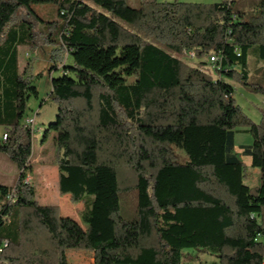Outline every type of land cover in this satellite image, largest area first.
<instances>
[{"label": "trees", "instance_id": "16d2710c", "mask_svg": "<svg viewBox=\"0 0 264 264\" xmlns=\"http://www.w3.org/2000/svg\"><path fill=\"white\" fill-rule=\"evenodd\" d=\"M32 3H52L62 17L48 67L62 70L50 78L55 116L42 141L51 134L59 194L89 205L84 227L39 203L25 179L32 133L24 119L38 91L18 70L17 47L33 36L18 15L37 18ZM232 3L0 0V152L19 170L13 184L0 183V264H69L68 250L91 251L93 264H185L200 253L211 264H264V112L252 122L225 80H246L250 49L264 57V0L252 14ZM239 127L252 138L240 152L258 172L254 185L235 148ZM173 147L183 157L166 160ZM120 167L136 176L133 220L119 213ZM218 191L249 224L247 235Z\"/></svg>", "mask_w": 264, "mask_h": 264}, {"label": "rangeland", "instance_id": "374dc122", "mask_svg": "<svg viewBox=\"0 0 264 264\" xmlns=\"http://www.w3.org/2000/svg\"><path fill=\"white\" fill-rule=\"evenodd\" d=\"M158 1H180V2H200L212 3L219 0H158ZM259 0H233L232 7L234 11H242L246 14H252L254 7ZM126 4L131 7L138 6L139 0H125ZM31 12L21 9L18 15V20L29 21L32 27V38H29V45H23L19 50V59L21 60L20 69H26V75L32 80L36 86L38 95L31 97L28 100L27 115L35 117V132L32 134V152L28 160V164L32 168L30 175L26 176V181L30 182L35 189V197L41 204H58L61 215L65 214L64 203L58 199H70L67 194L60 195L57 189V167L55 164V147L48 135L47 138L41 141L43 132L47 128L49 122L54 120L55 105L48 98L51 89L50 75L48 74L49 55L52 48L58 46L59 32L62 24V17L58 14L57 8L52 3H32L30 4ZM50 39L52 42H50ZM24 57V58H22ZM190 64H197L195 60L183 56ZM67 64L70 63V58L66 57ZM246 69L248 76L246 80L247 85L236 78L225 77L234 88L233 98L234 103L239 107L241 112L246 115L252 122H259L264 112V93L251 89V84H258L264 86V57L258 58L253 50H249L245 57ZM208 71L213 73L210 67H205ZM238 69V68H237ZM62 70L58 67L52 71L51 76H58ZM215 74V73H214ZM25 117V118H26ZM5 132L0 126V137ZM51 135V134H50ZM252 138L250 133L244 131L241 127L236 128L234 132V143L236 148L241 151V146L250 144ZM41 144L43 146H41ZM41 146V147H40ZM241 153V152H240ZM183 157L182 152L173 147V153L166 155V160L176 161ZM240 157L247 165L246 172L248 178L245 183L248 185L257 184L258 172L253 173L250 166V157L241 153ZM19 170L14 162H12L6 154L0 152V183L11 185L17 179ZM120 191H119V213L127 220H133L137 217V197H136V176L134 172L128 168L120 167L117 170ZM211 184V182H210ZM219 190V189H218ZM220 192V191H218ZM223 192V191H222ZM220 192V197L233 210V221L236 230L240 231V235H247L249 232V224L244 219L239 218L238 212L232 200L227 195ZM73 203V202H72ZM76 213L81 216L82 212L88 209L89 205L86 202H77ZM73 210V209H72ZM239 235V234H238ZM70 251V250H68ZM74 251V250H71ZM86 253V250H81ZM196 253L194 248L185 249ZM69 253V259L71 254ZM201 257L191 264H211L213 260L209 254L200 253ZM86 256L83 255L81 261L84 262ZM121 264V263H119Z\"/></svg>", "mask_w": 264, "mask_h": 264}, {"label": "crops", "instance_id": "0c3cea01", "mask_svg": "<svg viewBox=\"0 0 264 264\" xmlns=\"http://www.w3.org/2000/svg\"><path fill=\"white\" fill-rule=\"evenodd\" d=\"M23 45H20V46H18L17 47V60H18V70L20 71V72H22V71H24V68H21L20 69V63H21V60L19 59V50H20V48L22 47ZM49 57H50V55H49ZM22 58H24V57H22ZM51 58V57H50ZM50 58H48L49 59V61H50ZM49 64H50V62H49ZM25 71H26V69H25ZM51 73L52 72H50V77H51ZM50 136V139H51V135H49ZM41 141H42V139H41ZM41 146H43L42 144H41ZM40 146V147H41ZM235 148H236V146H235ZM236 151H238L239 152V150L236 148ZM253 173H256L257 172V170L256 169H253V171H252ZM59 201H61L62 203H64V206H63V208H64V211H65V214L64 215H67V216H71L72 218H74L76 221H78L79 223H80V225L82 226V227H84V225L81 223V221H80V217H79V215L76 213V211L74 210V208H76V210H77V204H75V203H72L71 202V200L70 199H58ZM54 205H57L58 207H59V205L58 204H54ZM73 209V210H72ZM229 234H231V230H230V228H228V229H225ZM70 252H73L72 254H71V261H70V259H69V253ZM83 255H85L86 256V258H85V260H84V262H82L81 261V259H82V256ZM93 254H92V252L91 251H87L86 253H84V251H81V250H74V251H67V260H68V262H69V264H93V256H92ZM199 256L201 257V255L199 254ZM211 259H214V257H212ZM209 261H212V260H209ZM185 264H191V262H186Z\"/></svg>", "mask_w": 264, "mask_h": 264}, {"label": "built area", "instance_id": "2783aa9c", "mask_svg": "<svg viewBox=\"0 0 264 264\" xmlns=\"http://www.w3.org/2000/svg\"><path fill=\"white\" fill-rule=\"evenodd\" d=\"M188 54L190 56H193V53L192 52H188ZM215 59H216V57H214V56L210 58L211 61H215ZM34 123H35V117H34V115L33 116H28V117H26L24 119V126L27 127L31 131L32 134L35 132ZM6 138H7V133L4 132L2 134V136H1V139L2 140H6Z\"/></svg>", "mask_w": 264, "mask_h": 264}]
</instances>
